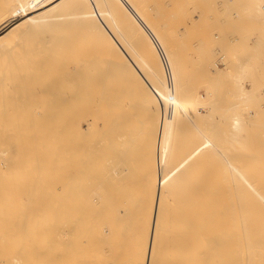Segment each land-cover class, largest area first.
Returning <instances> with one entry per match:
<instances>
[{
    "label": "bare ground",
    "instance_id": "bare-ground-1",
    "mask_svg": "<svg viewBox=\"0 0 264 264\" xmlns=\"http://www.w3.org/2000/svg\"><path fill=\"white\" fill-rule=\"evenodd\" d=\"M134 2L0 0V264H264V196L224 201L251 172L207 170L202 93Z\"/></svg>",
    "mask_w": 264,
    "mask_h": 264
},
{
    "label": "rangeland",
    "instance_id": "rangeland-1",
    "mask_svg": "<svg viewBox=\"0 0 264 264\" xmlns=\"http://www.w3.org/2000/svg\"><path fill=\"white\" fill-rule=\"evenodd\" d=\"M138 1L134 3L136 6L142 5L141 11H144L143 7L148 8L143 13H152L151 23L147 18L143 19L140 13V25H155L159 30L160 37L150 40L168 41L167 43L174 44L173 49L181 50L178 56L185 58L183 66H186V72L189 73L187 74L189 89L202 93L203 99L197 104V111L204 113V127L207 129L212 127L210 130L206 129L205 134L212 139L214 136L216 147L217 145L220 147L216 153L221 157V159L219 156L215 157L218 161H215V158L211 159L212 165L211 157L210 164L207 159L205 162L207 170L208 168L211 171L215 170L217 167H213L214 163L220 162L223 168L219 166L218 170L221 171L236 172L243 169V172H251L249 179L252 184L245 181L232 185L236 187L242 183L245 188L238 189V194L233 197L230 195L224 201L241 200V193L247 195L249 203L253 199L263 198L264 190L261 188L264 189V0H145L147 2L145 5L144 0H140L141 4ZM109 4V7H112V2ZM115 7L113 6V9H116ZM59 10L60 8L56 7L45 14H54ZM138 12H134L132 17L138 15ZM70 30L74 31L72 28ZM162 33L169 35L163 37ZM74 45L77 47V44ZM189 104L196 105V102L191 100ZM186 130L181 133L179 140L181 142L183 139L189 144V141L187 142L189 135L198 130L197 127H189ZM85 132L86 135L92 134L91 131ZM176 139L177 137L174 141ZM176 143L177 146H174L181 149L179 146L183 141L181 144L179 142L173 144ZM186 146L184 148L188 149L190 145ZM175 151L177 149L174 153ZM179 151L181 150L177 153L180 155L175 154L176 157L182 156L183 153ZM241 156L246 162H240ZM206 164L213 168L207 167ZM238 177L239 174L236 175V178ZM254 186L261 187L262 191L258 193ZM239 223L242 224L241 221ZM239 223L237 220V228L232 230L238 242H241L239 234L245 233L243 241L255 235L254 229L241 230ZM260 223H264V220ZM257 235L261 236L260 243H264V227ZM247 250L246 246L231 249L223 253L222 258L226 260L227 257H244ZM260 256L261 262H264V248Z\"/></svg>",
    "mask_w": 264,
    "mask_h": 264
}]
</instances>
